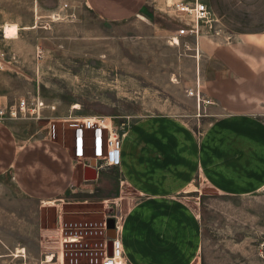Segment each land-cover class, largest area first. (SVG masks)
Segmentation results:
<instances>
[{"label": "crops", "instance_id": "crops-1", "mask_svg": "<svg viewBox=\"0 0 264 264\" xmlns=\"http://www.w3.org/2000/svg\"><path fill=\"white\" fill-rule=\"evenodd\" d=\"M148 1L86 0L99 17L113 22L134 18ZM199 1L208 4L214 22L201 24L199 37L188 39L197 45L193 91L208 111V126L200 134L178 117L139 120L125 132L120 164L98 168L94 162L73 158V132L71 136L67 131L68 138L61 140L58 126L66 129V123L60 119H52L38 134L22 118L0 120V180L10 176L13 181H0L1 259L10 256L15 264L62 262L64 213L60 211L51 224L43 205L73 187L80 163L84 175L89 166L97 171L93 194L102 191L101 198H113L119 171L122 183L142 195L117 223L126 264H197L203 249L202 222L181 195L201 175L221 195L251 196L252 222L260 231L264 0Z\"/></svg>", "mask_w": 264, "mask_h": 264}, {"label": "rangeland", "instance_id": "rangeland-1", "mask_svg": "<svg viewBox=\"0 0 264 264\" xmlns=\"http://www.w3.org/2000/svg\"><path fill=\"white\" fill-rule=\"evenodd\" d=\"M189 1L149 0L134 18L113 22L99 17L86 0H0V102L10 106L26 99L30 111L22 120L35 134L60 119L66 123V129L58 126L63 141L72 136L70 122L101 116L124 131L139 120L178 117L200 134L209 121L206 104L200 105L193 91L197 45L178 35L193 21L177 7ZM83 164L73 187L43 205L51 224L63 211L67 234L84 229L81 242L65 244V264L72 257L88 264L105 241L104 222L113 219L117 228L142 196L122 183L119 171L113 198H101L95 186L93 194L94 180L84 178ZM0 181L13 182L10 176ZM205 182L197 176L195 186L181 195L202 222L203 249L196 263L264 264V250H253L264 247V223L259 231L252 222L251 196H224ZM0 264L15 262L0 257Z\"/></svg>", "mask_w": 264, "mask_h": 264}, {"label": "built area", "instance_id": "built-area-1", "mask_svg": "<svg viewBox=\"0 0 264 264\" xmlns=\"http://www.w3.org/2000/svg\"><path fill=\"white\" fill-rule=\"evenodd\" d=\"M178 10L192 15V22L185 24L179 30L182 36L199 37L201 24L211 23L213 20L212 12L207 3L195 0L192 4H178ZM197 98L200 101V95L197 92ZM30 111L26 99L20 100L17 104L6 106L0 102V120L17 119L26 117ZM70 126L73 128V158L77 161L94 162L98 168L118 166L121 162V149L123 137L126 130L121 128L120 124L111 117H86L80 122L72 121ZM51 133L56 134L55 124L51 125ZM69 224L65 223L62 229L59 242L63 247V260L60 264H65L66 253L65 244L78 243L84 238V229L67 234L66 228ZM72 227H79V223ZM85 233H89L85 229ZM102 235L105 237L104 243H101L100 252L92 253L88 258V264H126L123 242L118 234L113 238H108L107 221L103 224ZM110 242L111 252H110ZM83 254V253H82ZM89 255V253H86ZM52 260V259H51ZM71 264H82L79 257H72Z\"/></svg>", "mask_w": 264, "mask_h": 264}, {"label": "water", "instance_id": "water-1", "mask_svg": "<svg viewBox=\"0 0 264 264\" xmlns=\"http://www.w3.org/2000/svg\"><path fill=\"white\" fill-rule=\"evenodd\" d=\"M84 178L87 180H95L97 178V171L94 167H87L85 169V175ZM107 227H108V238L113 239L116 236V225L115 221L113 219L107 220ZM111 245L112 243L110 242V252H111Z\"/></svg>", "mask_w": 264, "mask_h": 264}, {"label": "bare ground", "instance_id": "bare-ground-1", "mask_svg": "<svg viewBox=\"0 0 264 264\" xmlns=\"http://www.w3.org/2000/svg\"><path fill=\"white\" fill-rule=\"evenodd\" d=\"M62 255V254H61ZM52 259V258H51Z\"/></svg>", "mask_w": 264, "mask_h": 264}]
</instances>
